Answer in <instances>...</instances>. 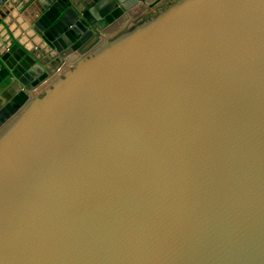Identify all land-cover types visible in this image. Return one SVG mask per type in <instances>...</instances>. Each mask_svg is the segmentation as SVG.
Wrapping results in <instances>:
<instances>
[{
  "label": "water",
  "instance_id": "obj_1",
  "mask_svg": "<svg viewBox=\"0 0 264 264\" xmlns=\"http://www.w3.org/2000/svg\"><path fill=\"white\" fill-rule=\"evenodd\" d=\"M0 86V264H264V0H0Z\"/></svg>",
  "mask_w": 264,
  "mask_h": 264
},
{
  "label": "crops",
  "instance_id": "obj_2",
  "mask_svg": "<svg viewBox=\"0 0 264 264\" xmlns=\"http://www.w3.org/2000/svg\"><path fill=\"white\" fill-rule=\"evenodd\" d=\"M120 23V22H119ZM125 23V22H124ZM123 24H120V25H115L113 24V32L117 31L118 29H120L123 25ZM17 86H14V88H9V87H3V86H0V105H2L5 101V99H7V97L14 91V89H16Z\"/></svg>",
  "mask_w": 264,
  "mask_h": 264
}]
</instances>
